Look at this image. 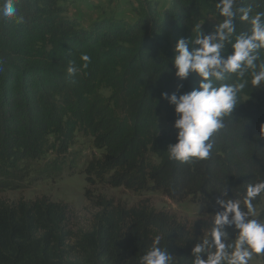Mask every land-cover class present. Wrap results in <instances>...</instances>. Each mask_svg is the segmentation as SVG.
I'll list each match as a JSON object with an SVG mask.
<instances>
[{
	"label": "trees",
	"instance_id": "16d2710c",
	"mask_svg": "<svg viewBox=\"0 0 264 264\" xmlns=\"http://www.w3.org/2000/svg\"><path fill=\"white\" fill-rule=\"evenodd\" d=\"M64 1L15 0L17 16L0 14V178L46 156L51 159L42 165L43 178L65 166L74 169L76 148L89 143L100 151L84 168L89 183L160 191L177 201L192 196L207 212L223 211L217 199H235L245 210L248 184L264 181V82L252 86L251 70L243 78H213L215 87L246 86L224 118L225 127L212 136L207 160L170 158L179 117L161 95L199 89L196 72L185 80L176 75L174 49L181 38L190 41V50L198 48L191 42L199 25L205 35L215 30L207 20L221 16L220 0H169L164 6L132 0V21L106 16L87 26L69 15ZM5 3L0 0V8ZM249 6L252 15L264 13V0H236L237 8ZM240 15L225 56L232 54L237 36L251 34V24ZM82 54L90 57L87 67ZM69 61L78 69L72 77ZM256 63H264V48ZM252 203L261 206L264 193ZM156 236L159 247L173 255L172 264H193L198 231L166 211L107 202L93 228L80 235L69 227L65 203L47 197L0 200V264H141ZM237 236L235 229L226 242L233 244Z\"/></svg>",
	"mask_w": 264,
	"mask_h": 264
},
{
	"label": "clouds",
	"instance_id": "9594fccd",
	"mask_svg": "<svg viewBox=\"0 0 264 264\" xmlns=\"http://www.w3.org/2000/svg\"><path fill=\"white\" fill-rule=\"evenodd\" d=\"M216 7L223 21L207 35L203 33L201 25L198 26L197 37L191 43L199 47L190 50V41L181 38L174 49L176 75L185 80L190 72H196L202 78L199 89L179 96L175 92L171 96L166 92L161 93L170 104L175 105L179 117L174 125L178 129V142L170 144L168 152L171 159L181 162L210 158L213 148L211 138L225 127L224 118L232 115L237 106V94L246 86L244 82L234 85L224 83L215 87L213 78L224 81L227 74H237L238 78H243L251 70L252 86L259 87L264 82V63L259 66L256 63L259 49L264 48V13L252 15L251 6L237 8L236 0H220ZM238 12L242 21L251 24V34L241 33L237 36L232 44V54L225 56L222 50L236 31L234 20ZM18 13L15 0H6L0 8L3 17L11 18ZM23 22L24 18L19 17L18 23ZM81 59L85 62L84 67H87L90 57L82 54ZM68 64L67 74L72 77L78 69L73 61ZM3 70L0 67V71ZM182 88L183 84L177 85V92ZM261 193H264V181L248 184L243 201L247 211L242 210L239 200L217 199L216 204L223 211L214 215L210 238L198 241L192 249L193 264H248L253 254H264V220L250 218L255 216L252 201ZM223 196H227L226 190ZM232 225L238 229V236L233 244H229L226 242L230 239L229 233L225 229ZM160 242L161 237L156 236L151 249L141 258V264H172L173 255L168 250H162ZM204 255L206 258H202Z\"/></svg>",
	"mask_w": 264,
	"mask_h": 264
},
{
	"label": "rangeland",
	"instance_id": "374dc122",
	"mask_svg": "<svg viewBox=\"0 0 264 264\" xmlns=\"http://www.w3.org/2000/svg\"><path fill=\"white\" fill-rule=\"evenodd\" d=\"M156 1L161 6L169 3V0ZM62 3L68 7L69 15L79 19L85 26L96 18L106 16H116L128 21L135 19L131 10L134 3L132 0H65ZM207 21L217 25L223 21V17L212 15ZM76 149L79 150L76 154L78 163L74 169L65 166L59 173L43 178L42 165L51 159V156H46L40 163L22 164L21 169L9 178H0V200L16 203L19 200L33 201L47 197L52 201L65 203L69 206V227L80 235L93 228L97 215L107 202L127 207L148 206L173 214L187 225L195 227L200 241L210 238L217 212H207L192 196L177 201L160 191L137 192L125 187L89 183L84 168L87 161L98 156L100 151L93 150L89 143ZM250 218L264 220V203L255 207V216ZM235 229L232 225L226 226L225 230L230 237ZM248 264H263L262 256L253 254Z\"/></svg>",
	"mask_w": 264,
	"mask_h": 264
}]
</instances>
